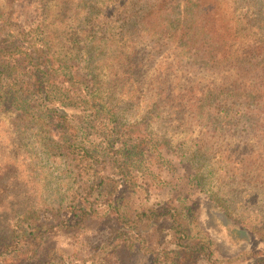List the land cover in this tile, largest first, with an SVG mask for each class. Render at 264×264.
<instances>
[{
    "label": "rangeland",
    "instance_id": "rangeland-1",
    "mask_svg": "<svg viewBox=\"0 0 264 264\" xmlns=\"http://www.w3.org/2000/svg\"><path fill=\"white\" fill-rule=\"evenodd\" d=\"M68 1L0 0V4L24 25L51 14L54 24L49 29L58 27L65 44L81 22L80 11ZM120 1L104 0L111 6ZM179 2L184 14L213 18L199 28L196 45L171 37L158 39L153 32L154 41L138 37L137 69L121 67L117 75L111 71L114 63L108 53L100 60L91 58L104 94H114L110 104L116 119L107 124L117 129L111 146L102 145L90 160L91 175L76 179L66 160L40 146L43 141L39 143L35 129L20 136L9 113L0 111V234L39 204L54 207L59 217L72 216L66 211L68 201L83 193L82 183L104 176L114 196L125 189L124 199L137 212L178 208L191 234L209 240L208 254L192 264H264V0H195L199 6ZM171 11L165 12L175 18L177 11ZM221 35L225 39L219 43ZM115 77L122 84L127 80L120 90L109 82ZM137 134L142 139L136 140ZM121 147L128 148L124 159L115 152ZM122 171L128 173L124 176L131 180L129 185L135 182L131 189ZM97 199L95 207L108 209L101 202L107 195ZM104 210L82 229L56 232L48 245L76 264H89L85 258L97 251L114 261L116 257L118 264H154L143 249L116 243L121 241H115L120 226ZM155 219L134 230L151 246L172 247L169 223Z\"/></svg>",
    "mask_w": 264,
    "mask_h": 264
},
{
    "label": "trees",
    "instance_id": "trees-1",
    "mask_svg": "<svg viewBox=\"0 0 264 264\" xmlns=\"http://www.w3.org/2000/svg\"><path fill=\"white\" fill-rule=\"evenodd\" d=\"M148 1L123 0L111 6L104 0H69L68 4L71 2L80 11L81 22L79 30L74 29L71 37H66L65 44L61 43L58 27L53 31L49 29L54 24L51 14L24 25L14 21L11 13H6L0 4V111L9 113L10 123L20 136L27 129H35L39 143L43 141L40 146L66 160L76 179H83L85 173H90V160L100 153L102 145L105 149L111 146V138L117 133L115 125L107 124L116 119L115 109L110 104L114 99L110 96L114 94H104L91 60H100L108 53V59L114 63L113 75H117L121 67L130 66L135 70L138 67V37L154 41L156 38L150 37L153 32L158 39L162 36L166 41L170 37L177 38L178 42L193 46L199 40V28L213 19L184 14L179 0H155L154 4ZM186 3L199 6L195 0H186ZM100 5L105 6L104 10L99 8ZM170 8L171 13L177 11L175 18L166 14ZM112 16L114 18L110 19ZM159 24L160 30H157ZM134 30V34L130 33ZM222 31L226 37H231L227 30ZM223 39L225 37L221 35L219 43ZM109 82L120 90L127 80L122 84L121 79L115 77ZM155 97L160 99L161 95L155 92ZM138 136L136 140L143 137ZM138 144L142 141L136 142ZM115 152L123 159L129 153L128 148L125 151L122 147ZM121 173L128 184L131 180L124 176L128 173ZM104 182V176L99 180L92 176L82 183L83 193L68 201L71 206L66 211L72 216L59 217V211L54 207L42 204L28 208L5 234H0V264H76L72 259L58 255L55 246L48 244L56 232L82 229L91 218L97 217L105 209L94 206L101 195H107V200L101 201L108 206L104 211L112 214L120 226L115 241H121L117 244L124 243L129 249H143L151 255L154 264H188L190 261L192 264L196 257L208 254L209 240L191 234L178 208L168 205L166 212L151 207L137 212L124 199L125 189L120 190L121 196H114L109 184ZM130 185L127 187L131 189L136 184L132 181ZM95 195L97 198H93ZM143 216H147L145 220ZM153 217L156 218L154 221L160 219L169 223L174 238L172 247L151 246L146 236L134 230ZM52 229L56 230L51 233ZM99 254L100 251L89 254L86 263L118 264L116 257L114 261Z\"/></svg>",
    "mask_w": 264,
    "mask_h": 264
}]
</instances>
